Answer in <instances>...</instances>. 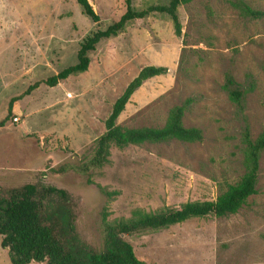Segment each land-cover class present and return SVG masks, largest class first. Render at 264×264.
Masks as SVG:
<instances>
[{
    "label": "rangeland",
    "instance_id": "374dc122",
    "mask_svg": "<svg viewBox=\"0 0 264 264\" xmlns=\"http://www.w3.org/2000/svg\"><path fill=\"white\" fill-rule=\"evenodd\" d=\"M88 1L98 22L76 0H0V121L11 106L0 126V187L64 189L76 231L100 249L105 223L214 200L245 173V125L251 139L264 128V18L243 16L228 0H191L178 6L177 35L168 14L152 12L100 40L88 52L86 71L16 98L74 64L84 39L125 8L124 0ZM168 1L132 0V6ZM243 1L264 9V0ZM146 65L167 72L143 81L116 124L163 127L171 109L183 105V125L199 128L202 139L111 143L107 160L92 165L114 101ZM228 75L244 90L242 110L224 88ZM122 237L146 264H264V149L256 192L236 212ZM0 264H12L1 246Z\"/></svg>",
    "mask_w": 264,
    "mask_h": 264
},
{
    "label": "trees",
    "instance_id": "16d2710c",
    "mask_svg": "<svg viewBox=\"0 0 264 264\" xmlns=\"http://www.w3.org/2000/svg\"><path fill=\"white\" fill-rule=\"evenodd\" d=\"M82 13L92 22L99 21L88 0H76ZM191 0H169L163 5H149L135 10L132 0H124V11L120 17L104 29H98L87 36L77 51V61L44 80L31 84L16 98L30 93L39 84L55 86L70 75L88 69L90 58L88 52L95 49L96 44L105 38L117 35L127 22L141 19L152 12H163L170 16L177 35L181 33L177 9L182 3ZM239 9L243 16L264 18V9L249 6L243 0H228ZM167 67L163 65H146L126 85L116 98L112 109L104 121L105 132L96 140V151L91 159L92 165H102L109 154V146L114 143L118 147L139 144L145 141H165L178 139L182 141H200L202 131L196 127H186L182 123L184 106L171 109L163 127L128 128L116 124V119L123 111L133 92L146 79L165 74ZM224 88L230 98L240 109L243 108L244 90L228 75ZM0 121L4 124L11 112ZM245 142L247 145L246 171L234 183L214 200L185 202L178 208H165L157 213H140L117 224L105 223V241L102 248L97 249L84 241L76 231L75 214L68 193L52 185L38 186L25 183L19 187L3 189L0 187V246L7 250L12 264H146L134 254L132 246L123 239L127 235L143 230L160 229L183 222L192 217L208 215L224 216L236 212L246 199L256 192L259 171V155L264 149V128L256 139H251L247 124L245 125Z\"/></svg>",
    "mask_w": 264,
    "mask_h": 264
},
{
    "label": "built area",
    "instance_id": "2783aa9c",
    "mask_svg": "<svg viewBox=\"0 0 264 264\" xmlns=\"http://www.w3.org/2000/svg\"><path fill=\"white\" fill-rule=\"evenodd\" d=\"M19 119H20V117L19 116H17V115H14L13 117H12V121L13 122H19Z\"/></svg>",
    "mask_w": 264,
    "mask_h": 264
},
{
    "label": "flooded vegetation",
    "instance_id": "af4514ba",
    "mask_svg": "<svg viewBox=\"0 0 264 264\" xmlns=\"http://www.w3.org/2000/svg\"><path fill=\"white\" fill-rule=\"evenodd\" d=\"M31 263V262H30ZM29 264V263H28Z\"/></svg>",
    "mask_w": 264,
    "mask_h": 264
}]
</instances>
